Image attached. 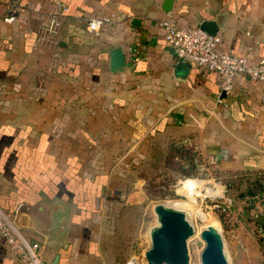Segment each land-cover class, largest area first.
Instances as JSON below:
<instances>
[{
	"label": "crops",
	"instance_id": "1",
	"mask_svg": "<svg viewBox=\"0 0 264 264\" xmlns=\"http://www.w3.org/2000/svg\"><path fill=\"white\" fill-rule=\"evenodd\" d=\"M162 1L0 0V207L14 216L23 202L70 206L58 235L38 227L44 218L21 229L49 263L58 252V264H104L107 204L143 194L136 168L157 145L170 157L190 141L214 170L264 171L263 84L239 74L220 92L218 73L178 60L158 22L199 25L224 13L220 48L257 61L264 0H175L169 12ZM135 6L145 9L141 26L129 23ZM63 7L60 27L47 34L49 14ZM111 13L115 23L86 30L88 17ZM113 46L124 49L123 72L109 70ZM241 242L230 241L232 263L253 264ZM0 264H27L1 234Z\"/></svg>",
	"mask_w": 264,
	"mask_h": 264
},
{
	"label": "rangeland",
	"instance_id": "2",
	"mask_svg": "<svg viewBox=\"0 0 264 264\" xmlns=\"http://www.w3.org/2000/svg\"><path fill=\"white\" fill-rule=\"evenodd\" d=\"M177 160H160L158 165H152L149 159L140 156L136 172L143 180L139 184L143 194L127 200V204L121 207L107 204L110 222L104 237V264L147 263L145 251L151 246L150 228L157 224L154 212L157 203L180 208L187 213V219L195 230L186 241L189 264H201L199 254L204 240L200 232L208 225L220 230L231 264L230 241H243L239 243V250L245 251L248 247L253 264H259L263 251L255 232V222L249 215L250 208L246 209L244 198L233 200L227 194L229 187H234L233 182L217 177L216 170L207 165L208 175L183 177L177 169Z\"/></svg>",
	"mask_w": 264,
	"mask_h": 264
},
{
	"label": "water",
	"instance_id": "3",
	"mask_svg": "<svg viewBox=\"0 0 264 264\" xmlns=\"http://www.w3.org/2000/svg\"><path fill=\"white\" fill-rule=\"evenodd\" d=\"M175 0H163L161 8L165 12L171 11ZM134 15L129 23L133 26H141L145 9L133 8ZM224 13H219L215 19L206 18L200 21L199 27L208 34L214 35L223 26ZM128 65L124 49L121 46H113L109 49V70L111 72H123ZM70 206L63 201L40 200L34 204L20 203L17 207L13 221L20 229H29L30 221L38 222L44 218V224L38 227L49 234H60L67 225ZM157 224L150 228L151 246L145 251L146 264H189L187 253V239L194 234V227L187 219V213L180 209L163 203L154 206ZM54 219L53 224L48 225L49 217ZM47 224V227H46ZM50 224V223H49ZM204 240V246L199 254L201 264H231L225 250L222 234L214 225H208L200 232ZM39 255L48 262L44 254V246L41 245ZM59 253H55L49 264H58ZM133 264H138L134 261Z\"/></svg>",
	"mask_w": 264,
	"mask_h": 264
},
{
	"label": "built area",
	"instance_id": "4",
	"mask_svg": "<svg viewBox=\"0 0 264 264\" xmlns=\"http://www.w3.org/2000/svg\"><path fill=\"white\" fill-rule=\"evenodd\" d=\"M65 7L58 12L49 14L45 25L47 34L56 33L65 15ZM15 6L12 3L6 21H13ZM116 21L115 14L90 16L86 19L85 28L91 33H98L103 26L112 25ZM163 28L164 40L173 49L180 61L193 63L201 68L213 70L218 73V87L220 92H230L237 75L245 74L251 79L261 82L264 86V58L250 61L246 55L237 54L220 48L221 37L219 34H208L199 25L182 26L172 17L159 19ZM264 105V94L261 97ZM183 180H180L182 182ZM218 206L219 204H215ZM263 207V206H262ZM225 208L224 206L222 207ZM264 233V227L259 226ZM0 234L8 247L19 255L27 264H49L39 255L41 243L29 239L14 224L13 215L0 207Z\"/></svg>",
	"mask_w": 264,
	"mask_h": 264
},
{
	"label": "trees",
	"instance_id": "5",
	"mask_svg": "<svg viewBox=\"0 0 264 264\" xmlns=\"http://www.w3.org/2000/svg\"><path fill=\"white\" fill-rule=\"evenodd\" d=\"M171 156L165 155L163 150L157 145L152 149L149 162L152 165H158L160 160L169 161L173 155L180 157L177 161V169L183 177L205 176L208 172L205 170V164L199 151L193 142H179L171 149ZM175 162V161H174ZM216 176L230 179L234 187L227 190L228 196L233 200L236 197L244 198L249 209V215L255 222V232L260 246H264V233L259 230V226L264 227V171H255L247 173L243 170H216ZM263 206V207H262Z\"/></svg>",
	"mask_w": 264,
	"mask_h": 264
},
{
	"label": "bare ground",
	"instance_id": "6",
	"mask_svg": "<svg viewBox=\"0 0 264 264\" xmlns=\"http://www.w3.org/2000/svg\"><path fill=\"white\" fill-rule=\"evenodd\" d=\"M194 233H195V231H194ZM225 245V244H224Z\"/></svg>",
	"mask_w": 264,
	"mask_h": 264
}]
</instances>
